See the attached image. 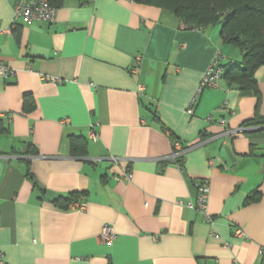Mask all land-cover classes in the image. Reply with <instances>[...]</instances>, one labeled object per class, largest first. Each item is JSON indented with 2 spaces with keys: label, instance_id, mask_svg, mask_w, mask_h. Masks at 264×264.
Returning a JSON list of instances; mask_svg holds the SVG:
<instances>
[{
  "label": "crops",
  "instance_id": "crops-1",
  "mask_svg": "<svg viewBox=\"0 0 264 264\" xmlns=\"http://www.w3.org/2000/svg\"><path fill=\"white\" fill-rule=\"evenodd\" d=\"M77 2L46 22L0 0V62L13 69L0 78L4 264H260L264 65L254 89L204 84L227 62L216 26L132 0ZM172 139L187 149L172 156Z\"/></svg>",
  "mask_w": 264,
  "mask_h": 264
},
{
  "label": "trees",
  "instance_id": "trees-1",
  "mask_svg": "<svg viewBox=\"0 0 264 264\" xmlns=\"http://www.w3.org/2000/svg\"><path fill=\"white\" fill-rule=\"evenodd\" d=\"M88 0H78L84 4ZM156 6L173 15L186 28L219 27L222 44L232 45L240 51L241 59L236 62L218 64L220 77H225L239 88H255V70L264 65V0H132ZM56 8L65 0H49ZM216 66V65H215ZM29 101L30 95H24ZM30 103V102H29ZM5 129L0 124V132ZM176 139H172L173 144ZM85 141L80 136L70 138L72 152L80 150ZM186 148V147H183ZM173 150V146H172ZM180 159L177 162L180 163ZM73 193L57 197L54 202L59 206L68 205ZM259 191L253 190L248 200H257Z\"/></svg>",
  "mask_w": 264,
  "mask_h": 264
},
{
  "label": "built area",
  "instance_id": "built-area-1",
  "mask_svg": "<svg viewBox=\"0 0 264 264\" xmlns=\"http://www.w3.org/2000/svg\"><path fill=\"white\" fill-rule=\"evenodd\" d=\"M57 8L49 2V0H14L13 3V16L14 19L22 18L26 21L31 20H42L46 22H53L56 19ZM216 65V66H215ZM220 68L217 66V60L214 61L211 65V68L207 70V73L204 77V84H212L219 75ZM13 73V69L4 65L0 62V78H6L10 74ZM50 80H55V78H48ZM192 102L188 105V109L186 110L188 113H192ZM211 116L208 115L207 118ZM224 121H221L223 125ZM241 130V129H240ZM233 131H237V129H224L223 133L231 134ZM172 150V156H177L183 153L186 148H183L179 141H174ZM115 160V158H114ZM209 187L207 184L203 183L198 188V194L196 196V207L199 210H204L207 202ZM191 205V204H189ZM83 204L78 206V209H83ZM115 237L114 232L108 225H105L102 228L99 239L101 241L111 242ZM260 256V264H264V247L260 248L259 251ZM0 264H4L3 256L0 253ZM233 264H240L238 261H234Z\"/></svg>",
  "mask_w": 264,
  "mask_h": 264
},
{
  "label": "rangeland",
  "instance_id": "rangeland-1",
  "mask_svg": "<svg viewBox=\"0 0 264 264\" xmlns=\"http://www.w3.org/2000/svg\"><path fill=\"white\" fill-rule=\"evenodd\" d=\"M212 26V25H210ZM217 30H219V27L218 25H215ZM223 50L225 51V53H227V62H236L238 61L239 59H241V55H240V51L238 50V48L232 46V45H228V44H225L223 45Z\"/></svg>",
  "mask_w": 264,
  "mask_h": 264
}]
</instances>
